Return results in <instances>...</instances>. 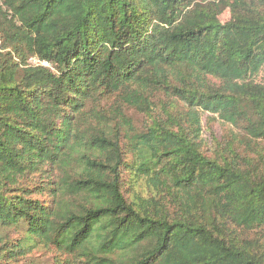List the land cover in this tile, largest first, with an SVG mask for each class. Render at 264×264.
Wrapping results in <instances>:
<instances>
[{"label": "trees", "instance_id": "1", "mask_svg": "<svg viewBox=\"0 0 264 264\" xmlns=\"http://www.w3.org/2000/svg\"><path fill=\"white\" fill-rule=\"evenodd\" d=\"M0 264H264V0H0Z\"/></svg>", "mask_w": 264, "mask_h": 264}, {"label": "rangeland", "instance_id": "2", "mask_svg": "<svg viewBox=\"0 0 264 264\" xmlns=\"http://www.w3.org/2000/svg\"><path fill=\"white\" fill-rule=\"evenodd\" d=\"M228 18V13H224L221 16V20L225 21ZM32 64H35L36 62L34 60L31 61ZM214 136H211V135ZM218 135V134H217ZM216 135V126H210L205 124V131H204V139H206V144H212L214 143L215 138L217 137Z\"/></svg>", "mask_w": 264, "mask_h": 264}]
</instances>
